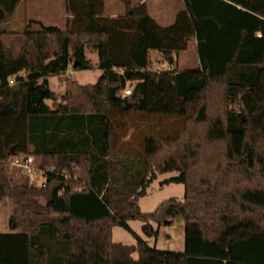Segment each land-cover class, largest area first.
I'll list each match as a JSON object with an SVG mask.
<instances>
[{
	"label": "trees",
	"instance_id": "16d2710c",
	"mask_svg": "<svg viewBox=\"0 0 264 264\" xmlns=\"http://www.w3.org/2000/svg\"><path fill=\"white\" fill-rule=\"evenodd\" d=\"M125 1L108 15L105 0H67L65 28L11 30L2 22L20 0H0V201L15 200L10 223L22 228L0 232V264H264V0H185L169 25ZM193 36L199 66L153 69V50L174 66ZM90 47L98 81L67 77L51 107L49 75L77 58L91 67ZM135 115L181 123L169 133L157 124L134 147L125 139ZM28 152L54 169L45 185L9 171L6 159ZM169 170L183 199L143 211L139 197ZM178 214L182 252L113 239L129 219L150 234L151 221Z\"/></svg>",
	"mask_w": 264,
	"mask_h": 264
},
{
	"label": "rangeland",
	"instance_id": "374dc122",
	"mask_svg": "<svg viewBox=\"0 0 264 264\" xmlns=\"http://www.w3.org/2000/svg\"><path fill=\"white\" fill-rule=\"evenodd\" d=\"M137 4L138 0H130ZM106 11H112L116 7L123 10L127 9L125 0H105ZM67 9V0H23L20 2L12 17L8 21L2 22L5 29L23 30L27 27L31 29H41L44 25H57L61 28L66 27V17L63 15ZM164 21L163 24L169 25L172 22ZM173 21V20H171ZM87 55L91 59L92 66L87 68L75 67L73 63L68 66V75L82 84L96 83L101 74L98 66L97 51L90 47L87 48ZM152 67L155 70H163L170 67H176L180 70L194 68L199 66L200 58L197 50L196 40L193 39L186 50L178 53L174 66H171L163 59L161 52L157 49L151 53ZM128 87L133 88V83L129 82ZM50 87L57 91L59 99L64 93V80L61 81L58 74L50 75ZM181 118L175 116H165L159 118L144 119L135 115L127 121L132 146H140L143 133L154 132L157 124L160 125L164 133H169L173 128L180 125ZM9 171L14 175H20V167L12 166L8 163ZM176 170H169L159 173L154 177L147 187V192L139 197L141 209L146 212H153L157 206L164 200L171 197L183 199L185 193V184L183 182L167 180L169 177L177 174ZM15 209V200L7 196L0 201V232H16L22 228L14 227L10 223V216ZM154 230L147 234L144 230V222L141 219H129L128 227L123 225L113 226V239L127 244H137L139 239H143L150 247L161 250L182 252L185 250V217L178 214L171 219H164L162 222L151 221ZM135 257L138 256L134 252Z\"/></svg>",
	"mask_w": 264,
	"mask_h": 264
},
{
	"label": "crops",
	"instance_id": "0c3cea01",
	"mask_svg": "<svg viewBox=\"0 0 264 264\" xmlns=\"http://www.w3.org/2000/svg\"><path fill=\"white\" fill-rule=\"evenodd\" d=\"M22 1L23 0H20V2H22ZM227 1H229L233 4H236L239 7H243L244 2H245V0H227ZM140 2L146 3L149 13L162 25H165V24H163L165 20H167L166 22H172L173 23L177 17L178 12L186 7L185 0H138L137 1V3H140ZM125 10L126 9L120 10V9H118V7H116L114 10L107 12L106 11V3H105V13L108 15H118L120 13L125 12ZM63 15L67 18L68 16H71V13L67 12V9H66V12H64ZM171 20H173V21H171ZM193 39L196 40L197 50H198V42H197L196 36H193L190 39L189 44ZM189 44H188V47H189ZM199 65H200V62H199ZM69 73L70 72L68 71V68H67V70H65L63 73L58 74L60 80L61 81L64 80V88L65 89H66L65 81H66L67 77H70V75H68ZM71 77H73V76H71ZM49 85H50V75H49ZM55 93H56V99H53V98L46 99V101L48 102V104L51 107H55L60 101L63 100V97H62L63 93H62L60 99H59L57 91H55ZM125 140L129 141L130 135H128Z\"/></svg>",
	"mask_w": 264,
	"mask_h": 264
},
{
	"label": "built area",
	"instance_id": "2783aa9c",
	"mask_svg": "<svg viewBox=\"0 0 264 264\" xmlns=\"http://www.w3.org/2000/svg\"><path fill=\"white\" fill-rule=\"evenodd\" d=\"M258 34L261 35L262 32L258 31ZM132 89L126 87L123 91L124 94H130ZM6 161L12 165L20 167L22 172L28 177L29 181L36 185L42 186L46 184L48 175L50 172H53V168H42L37 164L36 155L33 152L13 154L11 157L6 159ZM65 176H68V173H64Z\"/></svg>",
	"mask_w": 264,
	"mask_h": 264
},
{
	"label": "water",
	"instance_id": "95a60500",
	"mask_svg": "<svg viewBox=\"0 0 264 264\" xmlns=\"http://www.w3.org/2000/svg\"><path fill=\"white\" fill-rule=\"evenodd\" d=\"M79 62H80V59L77 58V59L74 61V65L77 64V63H79ZM13 152H14V151H13Z\"/></svg>",
	"mask_w": 264,
	"mask_h": 264
}]
</instances>
